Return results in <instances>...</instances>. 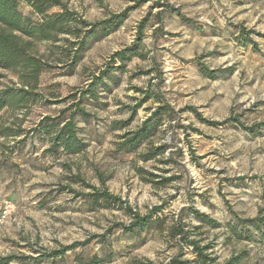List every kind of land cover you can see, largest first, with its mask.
<instances>
[{"label":"rangeland","instance_id":"rangeland-1","mask_svg":"<svg viewBox=\"0 0 264 264\" xmlns=\"http://www.w3.org/2000/svg\"><path fill=\"white\" fill-rule=\"evenodd\" d=\"M60 1L89 23L127 14L116 32L89 47L71 76L56 68L57 50L50 54V44L35 43L53 65L41 76L37 100L0 111V133L11 127L17 134L0 136V264L7 257L15 258L9 264H91L94 258L167 264L178 252L170 228L190 206L219 224L201 226L185 214L191 238L210 245L217 263L264 264V0ZM23 12L29 15L28 6ZM123 50L135 54L123 70L120 62L109 65L99 106L86 104L89 121L76 120L86 149L44 153L49 138L27 131L45 116L57 117L73 102L67 98ZM146 95L152 99L134 120L113 131ZM164 105L171 118L151 139L167 145L163 156L144 163L139 153H114L119 135ZM147 173L162 179L151 182ZM93 188L142 216L162 207V225L129 236L121 228L129 214L93 204ZM182 255L194 259L191 249Z\"/></svg>","mask_w":264,"mask_h":264},{"label":"trees","instance_id":"trees-1","mask_svg":"<svg viewBox=\"0 0 264 264\" xmlns=\"http://www.w3.org/2000/svg\"><path fill=\"white\" fill-rule=\"evenodd\" d=\"M25 5L30 9L29 15L23 12ZM55 9L57 11H54ZM126 14L127 12L114 14L102 21L89 23L77 12L69 10L60 0H0V111L27 108L28 104L37 100L36 91L39 89L41 76L53 65L49 63V56L39 54L35 43L50 44V54H55L54 50H57L58 62L61 66L56 68L64 70L65 76H71L89 47L116 32L123 24ZM241 33L243 37L248 35L244 30ZM61 36L65 37L60 38ZM134 54L128 50L116 52L105 70L99 71L98 75H91L85 87L67 98L66 101L73 100V102L60 110L57 117L45 116L35 127L27 131L41 139L49 138L50 146L44 153L57 154L61 151L68 155H77L86 149V143L79 133L77 118L81 117L89 121L91 115L87 112L86 104L99 106V90H108L107 80L111 78L109 65L120 62L122 65L118 69L123 70L126 62ZM12 78L16 79L17 83L13 82ZM7 79L10 85L3 83ZM17 84L19 86H16ZM150 99H152L150 95L141 99L130 109L128 120L114 123L112 130H124L134 120L136 111ZM66 114L69 115L65 117ZM171 114L168 105L159 106L136 130L127 131L117 137L114 153L123 155L139 153V159L144 163L163 156L168 149L167 145L154 146L151 139L166 118H171ZM15 134L11 127H7L2 130L0 136H16ZM141 149L143 151L139 152ZM147 174L151 182L153 179H162L152 173ZM93 190L94 193L88 195L93 204L107 209L118 208L129 214L131 222L121 227L129 236L137 237L143 231L147 232L162 225L158 217L162 207H155L142 216L126 206V202L119 197L96 188ZM188 213H191L201 226L219 228V224L209 215L199 212L192 206L183 208L169 231L170 238L176 242L178 252L167 264H219L212 253H208L211 246L202 245L200 239H192L190 231L186 230L188 227L185 214ZM235 219L241 224H247V221L240 220L236 216ZM255 222V220L250 221L251 224ZM184 248L191 249L193 260L183 258ZM14 260V257H7L2 260V264H9ZM100 262L94 258L91 264Z\"/></svg>","mask_w":264,"mask_h":264},{"label":"built area","instance_id":"built-area-1","mask_svg":"<svg viewBox=\"0 0 264 264\" xmlns=\"http://www.w3.org/2000/svg\"><path fill=\"white\" fill-rule=\"evenodd\" d=\"M0 223H1V220H0Z\"/></svg>","mask_w":264,"mask_h":264}]
</instances>
